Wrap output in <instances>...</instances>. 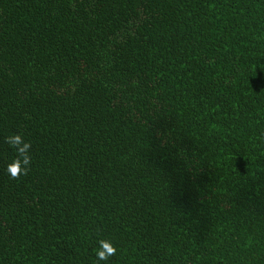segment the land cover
<instances>
[{
  "label": "trees",
  "instance_id": "1",
  "mask_svg": "<svg viewBox=\"0 0 264 264\" xmlns=\"http://www.w3.org/2000/svg\"><path fill=\"white\" fill-rule=\"evenodd\" d=\"M0 264H264V0H0Z\"/></svg>",
  "mask_w": 264,
  "mask_h": 264
},
{
  "label": "clouds",
  "instance_id": "2",
  "mask_svg": "<svg viewBox=\"0 0 264 264\" xmlns=\"http://www.w3.org/2000/svg\"><path fill=\"white\" fill-rule=\"evenodd\" d=\"M5 143L15 149L16 158L8 165L7 171L12 179H19L21 175H27L32 162L30 154L31 143L26 142L22 134H12L5 138ZM99 249L96 251L98 260L108 261L116 255L118 249L110 240H100Z\"/></svg>",
  "mask_w": 264,
  "mask_h": 264
}]
</instances>
